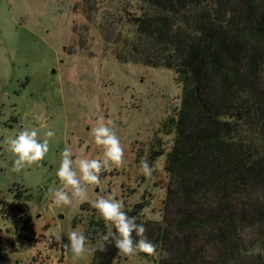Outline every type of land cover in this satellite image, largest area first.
I'll list each match as a JSON object with an SVG mask.
<instances>
[{
  "label": "rangeland",
  "instance_id": "374dc122",
  "mask_svg": "<svg viewBox=\"0 0 264 264\" xmlns=\"http://www.w3.org/2000/svg\"><path fill=\"white\" fill-rule=\"evenodd\" d=\"M141 6L140 0H0L3 264H92L95 250L73 259L62 245L71 231L86 236L90 219H100L90 203L99 196L122 201L123 209L143 202L144 238L156 246L154 255L119 253L112 264H252L251 253L264 264V188L232 194L231 233L242 249L229 252L205 221L219 209L220 196L198 188L185 200L177 192L180 175L165 173L164 156L149 155L160 122L180 104L181 86L161 57L147 56L148 40L136 34L131 18ZM100 118L112 122L123 163L103 170L99 185L86 186V199L54 206L52 190L63 187L55 176L60 153L67 147L74 160L102 158L89 136ZM27 126L36 127L41 140L48 130L55 135L42 161L13 173L5 140ZM182 126L190 138L201 129L192 118ZM171 137L162 135V141ZM141 160L153 168L151 178L139 173ZM4 202L26 210L5 213ZM184 218L191 221L185 225ZM88 245L96 249L103 242L88 239Z\"/></svg>",
  "mask_w": 264,
  "mask_h": 264
},
{
  "label": "trees",
  "instance_id": "16d2710c",
  "mask_svg": "<svg viewBox=\"0 0 264 264\" xmlns=\"http://www.w3.org/2000/svg\"><path fill=\"white\" fill-rule=\"evenodd\" d=\"M140 1V12L131 18L136 34L148 40L147 56L161 57L181 86L180 104L160 122L154 136L159 139L152 140L149 155L154 160L164 156L165 173L180 175L177 192L185 200L198 188L220 196L219 209L205 221L216 227L229 252L238 251L242 247L231 233L229 200L247 186L264 188V0ZM191 118L201 127L192 138L182 126ZM162 135H172L169 147ZM169 189L167 184L165 197ZM16 209L26 206L3 203L5 213ZM123 210L145 226L143 202ZM110 231L101 218L90 219L86 237L103 242L92 264H112L119 254L111 237L103 239ZM2 254L0 236V264ZM251 254V263L261 264Z\"/></svg>",
  "mask_w": 264,
  "mask_h": 264
},
{
  "label": "clouds",
  "instance_id": "9594fccd",
  "mask_svg": "<svg viewBox=\"0 0 264 264\" xmlns=\"http://www.w3.org/2000/svg\"><path fill=\"white\" fill-rule=\"evenodd\" d=\"M111 121L104 122L100 118L90 128L89 136L92 142L102 150V158H78L73 159V153L65 148L61 153L58 168L55 176L58 178L62 188L52 190V204L54 206L71 205L73 200L86 199V186L99 185L101 182L100 173L110 165H121L123 163V148L120 141L109 126ZM55 135L54 130L44 133V138L38 139V129L27 126L12 133L5 140V148L13 157L11 161V172L19 173L33 164L42 161L49 151V141ZM139 173L145 178H151L153 168L147 160H141ZM91 207L96 210L98 217L104 222L112 225L115 231H110L104 236V240L112 239L113 246L124 256H133L145 253L149 256L156 253V246L144 238L146 231L143 224H137L133 216H129L123 210V203L111 196H99L92 200ZM133 233L137 237L135 240ZM59 238V237H58ZM62 247L72 254L73 259L79 258L90 249L88 238L82 231L73 230L68 234L67 241ZM100 250H103L101 247Z\"/></svg>",
  "mask_w": 264,
  "mask_h": 264
}]
</instances>
